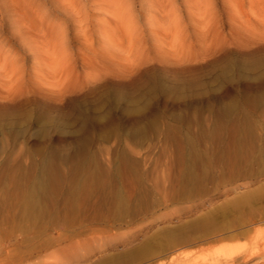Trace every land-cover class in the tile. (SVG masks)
Masks as SVG:
<instances>
[{"label":"rangeland","instance_id":"obj_1","mask_svg":"<svg viewBox=\"0 0 264 264\" xmlns=\"http://www.w3.org/2000/svg\"><path fill=\"white\" fill-rule=\"evenodd\" d=\"M98 263L264 264V0H0V264Z\"/></svg>","mask_w":264,"mask_h":264},{"label":"bare ground","instance_id":"obj_2","mask_svg":"<svg viewBox=\"0 0 264 264\" xmlns=\"http://www.w3.org/2000/svg\"><path fill=\"white\" fill-rule=\"evenodd\" d=\"M37 180V179H36ZM98 264H103V263H98Z\"/></svg>","mask_w":264,"mask_h":264}]
</instances>
